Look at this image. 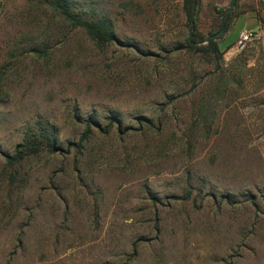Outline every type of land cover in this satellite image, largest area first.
Masks as SVG:
<instances>
[{
	"label": "rangeland",
	"instance_id": "1",
	"mask_svg": "<svg viewBox=\"0 0 264 264\" xmlns=\"http://www.w3.org/2000/svg\"><path fill=\"white\" fill-rule=\"evenodd\" d=\"M84 2L113 42L45 0H0V264H264L261 36L236 50L243 17L216 58L186 44L182 0ZM230 2L199 0L196 31ZM88 117L101 130L80 140ZM37 120L58 150L9 168Z\"/></svg>",
	"mask_w": 264,
	"mask_h": 264
},
{
	"label": "trees",
	"instance_id": "2",
	"mask_svg": "<svg viewBox=\"0 0 264 264\" xmlns=\"http://www.w3.org/2000/svg\"><path fill=\"white\" fill-rule=\"evenodd\" d=\"M85 1L87 2L88 0ZM198 1L199 0H182V9L187 20V25L194 31V34L199 36L197 39H192L194 43L187 41L186 44L191 47L195 46L196 42L207 41L206 46L203 45L197 50L203 52L209 51L216 56V58H219L221 56V51L218 41H216L215 38L208 39L196 31ZM45 2L72 27H81L95 42L97 47H104L115 40L114 25L110 17L105 14H99L96 11V7L90 5L83 7L85 3L84 0L83 2L77 0H45ZM235 19L236 13L233 9L230 10L228 8V10L221 15L219 26V28L222 29L221 33L226 32ZM110 119L118 122L114 117ZM84 124V131L80 140L90 136L93 129L92 126L101 130L100 124L94 120L93 117H88ZM109 126L110 125H107V128H109ZM56 142L57 133L55 127L43 123L41 120H37L34 128H29L25 132L22 142L16 145L13 152L4 154L6 166L12 168L27 157L36 156L42 152H55L58 150ZM80 144L81 143L78 142L74 145L80 146ZM189 195L190 192L188 191L182 195L181 198H188Z\"/></svg>",
	"mask_w": 264,
	"mask_h": 264
},
{
	"label": "crops",
	"instance_id": "3",
	"mask_svg": "<svg viewBox=\"0 0 264 264\" xmlns=\"http://www.w3.org/2000/svg\"><path fill=\"white\" fill-rule=\"evenodd\" d=\"M254 1H255L254 7H251V6L246 7L245 3H242L243 6H241V8L237 12H235L236 13L235 21L232 23L230 28L226 32H224V35L222 36V38L218 40V44L225 36L229 34L231 29L234 27V24L237 21L241 20L243 17L245 18V23H243L242 26L237 30V33L240 29H243V28L257 29L260 31V36L262 38L261 40L264 41V0H262L263 7L261 9H260V0H254ZM231 44L226 46L224 49L228 47L229 50H231L233 47V46L231 47ZM224 49L220 48L221 51Z\"/></svg>",
	"mask_w": 264,
	"mask_h": 264
},
{
	"label": "built area",
	"instance_id": "4",
	"mask_svg": "<svg viewBox=\"0 0 264 264\" xmlns=\"http://www.w3.org/2000/svg\"><path fill=\"white\" fill-rule=\"evenodd\" d=\"M260 37V31L257 29H240L235 40V48L238 52L243 51L250 42Z\"/></svg>",
	"mask_w": 264,
	"mask_h": 264
},
{
	"label": "water",
	"instance_id": "5",
	"mask_svg": "<svg viewBox=\"0 0 264 264\" xmlns=\"http://www.w3.org/2000/svg\"><path fill=\"white\" fill-rule=\"evenodd\" d=\"M234 2H235V0H231L230 6H229L230 10L233 8ZM221 32H222V29H219L217 32H215V33L211 34L210 36H208V39L217 37ZM190 36H191V29L189 30L188 41H190Z\"/></svg>",
	"mask_w": 264,
	"mask_h": 264
}]
</instances>
